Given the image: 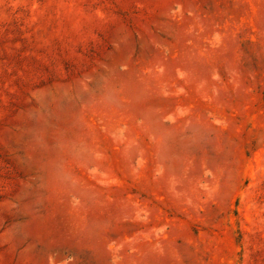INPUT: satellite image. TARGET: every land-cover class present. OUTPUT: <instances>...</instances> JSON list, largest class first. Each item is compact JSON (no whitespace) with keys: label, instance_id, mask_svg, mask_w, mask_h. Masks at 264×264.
Listing matches in <instances>:
<instances>
[{"label":"rangeland","instance_id":"obj_1","mask_svg":"<svg viewBox=\"0 0 264 264\" xmlns=\"http://www.w3.org/2000/svg\"><path fill=\"white\" fill-rule=\"evenodd\" d=\"M0 264H264V0H0Z\"/></svg>","mask_w":264,"mask_h":264}]
</instances>
